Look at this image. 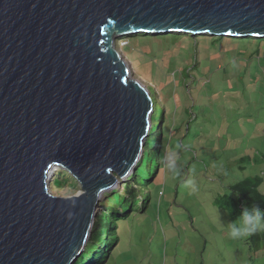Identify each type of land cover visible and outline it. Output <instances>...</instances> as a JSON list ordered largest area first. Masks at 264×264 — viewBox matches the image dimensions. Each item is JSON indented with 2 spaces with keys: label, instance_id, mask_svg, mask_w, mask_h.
<instances>
[{
  "label": "water",
  "instance_id": "1",
  "mask_svg": "<svg viewBox=\"0 0 264 264\" xmlns=\"http://www.w3.org/2000/svg\"><path fill=\"white\" fill-rule=\"evenodd\" d=\"M149 31L264 38V0H0V264L87 251L100 197L136 169L153 125L114 39ZM58 167L80 192L49 191Z\"/></svg>",
  "mask_w": 264,
  "mask_h": 264
},
{
  "label": "rangeland",
  "instance_id": "2",
  "mask_svg": "<svg viewBox=\"0 0 264 264\" xmlns=\"http://www.w3.org/2000/svg\"><path fill=\"white\" fill-rule=\"evenodd\" d=\"M197 35L137 32L114 39L130 77L143 83L167 114L163 148L150 173L157 159L172 153L181 170L173 179L162 166L152 181L140 184L144 195L137 208L116 215L110 225L118 239L102 264H264V249L228 238L230 209L215 200L217 192H232L229 183L264 175V38L255 50L245 38ZM152 121L150 145L160 119ZM55 172L47 177L54 195L81 191L72 176L54 184L60 171ZM125 179L102 194L93 221L108 193ZM189 179L197 191L185 186ZM258 188L264 191V182ZM148 192L152 199L142 206Z\"/></svg>",
  "mask_w": 264,
  "mask_h": 264
},
{
  "label": "trees",
  "instance_id": "3",
  "mask_svg": "<svg viewBox=\"0 0 264 264\" xmlns=\"http://www.w3.org/2000/svg\"><path fill=\"white\" fill-rule=\"evenodd\" d=\"M167 33H175V32H167ZM145 34V33H143ZM198 36V35H196ZM217 39L222 40L225 37L232 36H217ZM235 38H245V42H250L253 46H255V50H258L262 44L263 38L258 37H235ZM248 38H251L248 40ZM257 41L258 43H252L253 41ZM151 94V93H150ZM152 97V95H151ZM153 108L157 111V117H154V113L152 115V119L158 121L160 119L161 123L159 124L156 130V137L153 140V143L150 145L148 143V138L145 141L144 151L140 162L138 163L136 169L129 175L126 176L124 183L122 184L120 189L111 190L107 195L106 203H104V209L100 213L97 214L96 219L94 221L91 234L89 236V241L87 244V251L84 252L77 262L73 264H102L105 262L106 255L108 250L116 245L117 236H111V223L114 220L116 215L123 217L127 213V211H133L138 206V196L140 198L144 195L143 190L140 184H143L148 181H152L154 177H156L161 170L162 166L166 167L168 161L164 157V160L160 157L157 159V164L155 165V169L153 170L154 174H151L152 166L154 163V156L156 153L162 151L163 148V139H164V124L166 120L164 107L161 104V108L157 107L156 102L153 97ZM157 107V108H156ZM153 123H156L153 121ZM152 129L150 131L151 135ZM149 135V136H150ZM264 157V156H263ZM175 170H181L180 164L177 160H175ZM183 165V169H184ZM182 169V170H183ZM55 174L59 172L58 176L53 178L54 184H62L66 181L65 177L71 178V175L68 173L66 169L56 168ZM149 171V172H148ZM65 173V174H64ZM152 175V176H151ZM65 176V177H64ZM151 176V177H149ZM148 177V179H147ZM130 180V181H128ZM57 181V182H56ZM264 182V177L261 175H253L246 176L239 181L234 183H229L227 188L232 192H223L220 196L217 192L216 202L219 206L223 208L230 209V215L232 219V223H234V218L239 217L240 211L243 207H251L253 205H258L262 209H264V191L259 189L258 186ZM238 193V195L234 194ZM111 194V195H110ZM152 199V195L148 192L145 195V198L142 199L141 204L144 205L145 201L150 203ZM125 210V211H124ZM244 243L248 245L249 248L258 251L260 249H264V231H259L252 236L244 239ZM96 244L93 248L92 245Z\"/></svg>",
  "mask_w": 264,
  "mask_h": 264
},
{
  "label": "clouds",
  "instance_id": "4",
  "mask_svg": "<svg viewBox=\"0 0 264 264\" xmlns=\"http://www.w3.org/2000/svg\"><path fill=\"white\" fill-rule=\"evenodd\" d=\"M151 32L153 31L143 33L151 34ZM175 159V153H172L166 157V160L168 161L166 167L172 171L173 179H175ZM260 174L264 176L262 172ZM185 186L191 188L193 192L197 191L196 183L192 179L187 180L185 182ZM259 231H264V209H262L258 205H253L251 207H243L240 211L238 222L229 224L228 238L232 240H243Z\"/></svg>",
  "mask_w": 264,
  "mask_h": 264
},
{
  "label": "bare ground",
  "instance_id": "5",
  "mask_svg": "<svg viewBox=\"0 0 264 264\" xmlns=\"http://www.w3.org/2000/svg\"><path fill=\"white\" fill-rule=\"evenodd\" d=\"M190 34V33H189ZM192 35V34H191ZM250 37V36H249ZM124 60V59H123ZM48 177V176H47ZM47 177H46V180H47ZM48 183H49V181H48Z\"/></svg>",
  "mask_w": 264,
  "mask_h": 264
}]
</instances>
